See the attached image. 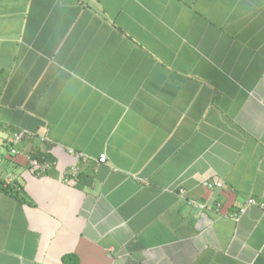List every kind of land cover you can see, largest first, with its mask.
<instances>
[{
	"label": "crops",
	"instance_id": "crops-1",
	"mask_svg": "<svg viewBox=\"0 0 264 264\" xmlns=\"http://www.w3.org/2000/svg\"><path fill=\"white\" fill-rule=\"evenodd\" d=\"M67 253L264 264V0H0V264Z\"/></svg>",
	"mask_w": 264,
	"mask_h": 264
},
{
	"label": "built area",
	"instance_id": "built-area-1",
	"mask_svg": "<svg viewBox=\"0 0 264 264\" xmlns=\"http://www.w3.org/2000/svg\"><path fill=\"white\" fill-rule=\"evenodd\" d=\"M32 136H34V134L31 133L27 129H21V130L17 131L14 134V137L12 139V147H11L12 153H14V154L19 153L20 152L19 145L22 143V141L25 139V137H32ZM100 160L106 161L107 155L106 154L102 155ZM29 162H30L31 168L34 170L45 171L49 167V163L45 159H38V158L29 157ZM10 182H12V179H9L6 184H8ZM216 185L221 187V186H223V183L217 182ZM210 186L212 187V186H214V184L211 183ZM255 202H256V200L252 198L248 201V204H253ZM246 206L247 205H245L244 207L241 208V210H240L241 213H243L246 210Z\"/></svg>",
	"mask_w": 264,
	"mask_h": 264
},
{
	"label": "trees",
	"instance_id": "trees-1",
	"mask_svg": "<svg viewBox=\"0 0 264 264\" xmlns=\"http://www.w3.org/2000/svg\"><path fill=\"white\" fill-rule=\"evenodd\" d=\"M64 264H79V257L75 253H67L63 257Z\"/></svg>",
	"mask_w": 264,
	"mask_h": 264
}]
</instances>
